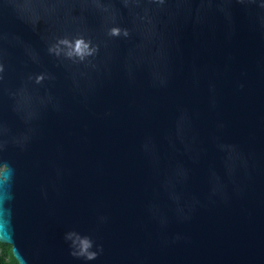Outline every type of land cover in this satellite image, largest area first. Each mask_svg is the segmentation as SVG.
<instances>
[{
	"label": "water",
	"instance_id": "obj_1",
	"mask_svg": "<svg viewBox=\"0 0 264 264\" xmlns=\"http://www.w3.org/2000/svg\"><path fill=\"white\" fill-rule=\"evenodd\" d=\"M0 169L20 264H264V0H0Z\"/></svg>",
	"mask_w": 264,
	"mask_h": 264
},
{
	"label": "trees",
	"instance_id": "obj_2",
	"mask_svg": "<svg viewBox=\"0 0 264 264\" xmlns=\"http://www.w3.org/2000/svg\"><path fill=\"white\" fill-rule=\"evenodd\" d=\"M12 246L0 243V264H15Z\"/></svg>",
	"mask_w": 264,
	"mask_h": 264
},
{
	"label": "clouds",
	"instance_id": "obj_3",
	"mask_svg": "<svg viewBox=\"0 0 264 264\" xmlns=\"http://www.w3.org/2000/svg\"><path fill=\"white\" fill-rule=\"evenodd\" d=\"M82 45H83V41L82 40L81 41H77V43L75 45V49H76L77 52H83L84 49H83ZM0 171H2V169H0ZM84 247L85 248L88 247V241L87 240L84 241ZM15 264H20V261L19 260L15 261Z\"/></svg>",
	"mask_w": 264,
	"mask_h": 264
}]
</instances>
